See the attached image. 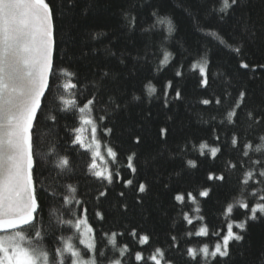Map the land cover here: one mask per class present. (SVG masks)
<instances>
[{"label": "trees", "instance_id": "1", "mask_svg": "<svg viewBox=\"0 0 264 264\" xmlns=\"http://www.w3.org/2000/svg\"><path fill=\"white\" fill-rule=\"evenodd\" d=\"M46 2L54 12L56 76L50 78L54 83L33 130L34 178L41 206L34 227L46 229L50 239L58 218H72L68 209L79 214L80 206L63 204L64 196L74 195L88 209L98 249L109 258L114 253L105 234L125 232L119 244L127 243L135 252L141 249L127 231L137 228L151 236V243L143 248L145 256L161 246L174 264H196L184 254L189 246L184 231L191 226L180 215L194 206L178 205L173 195L198 189L205 184L207 173L220 172L226 161L236 163L235 169H224L226 182L217 185L210 197L200 202L202 214L214 231L224 224L221 207L240 198L239 180L244 172L264 170V152L254 150L264 136V120L256 123L247 115L264 114V68L258 67L264 65V0H240V6L223 19L218 11L222 0ZM131 17H135L134 26H130ZM158 18L171 19L175 31L169 34L167 24L158 23ZM212 31L218 36L211 37ZM221 39L225 43H220ZM236 47L241 48L239 54L232 51ZM164 52L171 54L166 66L160 63ZM205 59L208 87L201 86L198 69L192 68ZM241 61L250 67L241 68ZM61 70L73 75L65 76ZM177 71L182 75L177 77ZM68 81L77 87L66 91L62 85ZM168 81H172L173 88L167 90L169 103L165 107L163 93ZM149 83L157 89L152 96L147 94ZM176 90L181 92L179 100L174 98ZM240 91L246 93L245 102L236 109V123L231 124L226 116L235 107ZM61 97L75 99L77 107L65 111ZM91 98L96 101L91 115L97 122L98 137L103 145L118 153L117 161H111V170L119 171L124 179H133L132 187L125 188L120 180L112 185L97 180L88 168L91 153L71 143L75 137L73 129L81 126L78 108ZM204 99L211 103L204 105ZM116 103L120 104L118 109L114 107ZM101 116L106 119L101 121ZM105 128L112 132L106 133ZM161 129L167 130L163 136ZM233 134L239 138L235 149L230 143ZM215 135L220 136L219 142ZM136 137L140 138L139 144L135 143ZM200 142L220 146L222 151L215 160L207 150L201 157ZM246 142L253 144L248 157L242 155ZM133 152L137 167L134 176L126 167V157ZM61 157L70 161L63 169L57 167ZM187 159L197 160L198 167L187 168ZM262 179L254 175L244 192L250 202L254 199L250 196L253 189H264L259 182ZM138 182L147 185L145 193L136 192ZM68 185L76 189L75 194L69 192ZM104 188L108 195L97 199ZM121 191L125 193L123 197L119 196ZM96 211L104 214L102 221L95 218ZM234 218H243L239 210ZM170 235L178 237L179 251L169 248ZM244 236L243 241L232 245L227 261L218 260L215 264H264V217L250 221ZM202 242L211 245L215 237H193L191 246ZM124 264L135 262L126 256Z\"/></svg>", "mask_w": 264, "mask_h": 264}, {"label": "snow or ice", "instance_id": "2", "mask_svg": "<svg viewBox=\"0 0 264 264\" xmlns=\"http://www.w3.org/2000/svg\"><path fill=\"white\" fill-rule=\"evenodd\" d=\"M239 6L240 0H222V6L218 9L223 14L221 19ZM134 22L135 17H131L130 26H134ZM157 22L167 24L169 34L175 31L171 19L158 18ZM210 35L215 38L218 33L212 31ZM220 43H225V41L221 39ZM54 50V12L50 3L46 0H0V264H124L126 256L134 260L135 264H174L161 246L154 247L145 256L143 248L151 243V236L148 233H141L137 228L127 231V235L141 249L135 252L127 243L119 244V238L123 237L125 232L112 231L105 234L114 253V256L109 258L104 251L98 249L96 231L88 220V209L83 207V202L76 200L74 195L64 196L63 204L75 203L80 206L79 214L68 209L72 218H58L57 228L52 232L50 239H48L49 233L46 229L34 227L41 206L34 178L36 160L33 130L45 107L47 94L51 92L54 83L50 78L56 76ZM232 51L239 54L241 48L236 47ZM170 55L168 52L163 53L161 65L168 64ZM240 67L248 69L250 66L241 61ZM258 67L264 68V65H258ZM192 68L193 70L198 69L201 86L208 87L207 59L193 64ZM61 72L65 76L73 75L67 70H61ZM103 75L107 77L109 74L105 72ZM175 75L179 77L182 73L177 71ZM62 87L67 91L76 88L77 85L68 81ZM146 88L148 96L157 92L156 87L151 83L147 84ZM172 88V81H168L163 93L165 107L169 103L167 90ZM134 98L139 99L140 97ZM174 98L181 99L179 90L175 91ZM245 98L246 93L240 91L235 107L227 113L226 119L229 123H236V109L241 108ZM61 99L65 111L77 107L75 99H63V97ZM95 102V98L87 99L83 106L78 108L81 126L73 129L75 137L71 143L91 153V163L88 168L97 180L106 182L107 185L120 180L125 188L132 187L133 179H124L119 171L113 172L106 162L97 163L98 160L104 161L105 157L101 154L100 142L97 138V122L91 115ZM201 103L208 105L211 101L204 99ZM216 103L219 104L220 100H216ZM114 107L118 109L120 104L116 103ZM247 115L256 123L264 120V114L256 117L249 112ZM99 119L103 121L106 117L101 116ZM89 131L90 135L86 138L85 133ZM160 131L162 136L167 132L166 129ZM105 132L110 134L112 129L105 128ZM214 139L219 142L220 136L215 135ZM259 139L261 143L256 145L254 150L264 152V136ZM135 143H140L139 137H136ZM230 143L235 149L239 145V138L233 134ZM242 148L244 149L242 155L248 157L249 150H253V144L246 142ZM205 150L215 160L221 153L222 147H210L207 142H200L198 152L201 157L206 155ZM107 157L112 162H116L118 153L112 147H108ZM135 159V152L126 157V167L133 176L137 173ZM185 163L190 169L198 167L195 159H187ZM69 164L67 157H61L57 162V167L63 169ZM236 167V163L226 161L220 172L209 171L205 177V184L198 189L178 191L173 195L178 205L194 206L190 207V211H181L180 215L183 222L191 226L184 231V236L188 238L189 243L184 254L196 264H215L218 260L227 261L232 255V245L245 239L244 233L247 232L249 222L264 217V189L259 192L253 189L250 192V196L254 198L252 202L244 196L254 175L264 177V170L259 173L251 170L244 172L239 180L240 198L225 202L220 209V215L224 218L222 226L214 231L211 230L206 217L202 214L201 199H208L217 185L226 182L225 168L235 169ZM261 167L264 168V164ZM259 182L264 184V179ZM68 190L72 194L76 192L72 185H68ZM135 190L143 194L147 191V185L144 182H138ZM107 195L108 190L104 188L99 191L97 199ZM124 195L123 191L119 193L121 197ZM124 209L127 210V205H124ZM237 210L241 212L243 218H234ZM94 216L101 221L104 219L101 211H96ZM64 232H71L72 235L65 236L62 234ZM210 236L215 237L213 244L202 242L198 246H191L193 237L207 238ZM169 240V248L179 251L178 237L170 235Z\"/></svg>", "mask_w": 264, "mask_h": 264}, {"label": "rangeland", "instance_id": "3", "mask_svg": "<svg viewBox=\"0 0 264 264\" xmlns=\"http://www.w3.org/2000/svg\"><path fill=\"white\" fill-rule=\"evenodd\" d=\"M90 135V131L85 133V137L87 138ZM97 138L100 142V151L101 154L105 157L104 161H97L98 164H103V163H108V166L110 167L111 164V160L107 157V147L105 145L102 144V142L100 141L99 137H98V133H97ZM111 168V167H110Z\"/></svg>", "mask_w": 264, "mask_h": 264}]
</instances>
